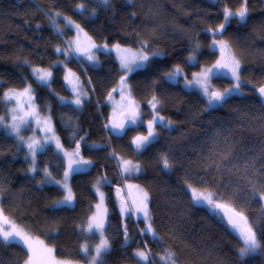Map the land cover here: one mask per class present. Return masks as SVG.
<instances>
[{
	"label": "trees",
	"instance_id": "16d2710c",
	"mask_svg": "<svg viewBox=\"0 0 264 264\" xmlns=\"http://www.w3.org/2000/svg\"><path fill=\"white\" fill-rule=\"evenodd\" d=\"M242 0H0V115L6 110V90L31 86L40 112L49 111L64 152L79 151V159L92 163L70 178L75 203L72 208L52 207L63 191L50 184L65 172V157L51 145L36 155V169L14 137L0 128V205L19 229L53 249L56 259L86 261L81 246L96 235L81 232L96 196L92 190L101 180L107 207L105 235L110 250L100 264H137L136 249H144L152 264H164L161 256L171 252L176 264H264V251L238 259L243 246L219 217L191 202L188 184L216 192L244 211L250 221L264 224L258 200H250L255 187H264V108L255 89L264 85V0H248L246 24L233 18L222 33L213 34L224 23L227 8L237 11ZM83 5L82 11L77 6ZM76 22L98 44H119L144 51L150 60L143 70L121 72L112 52L98 51L99 66L66 53L67 39L74 31L57 14ZM225 40L240 61L243 95L232 96L223 107L207 108L198 92L165 79L180 66L187 75L213 64L217 52L211 39ZM112 47V46H111ZM60 48L63 51L57 52ZM152 53L160 55L153 57ZM195 54L190 64L187 58ZM26 61V63H25ZM55 65V66H54ZM31 66L51 68L49 87L38 85ZM70 70L86 85L88 97L80 108L62 104L70 98L64 81ZM126 75L132 95L149 118V101L157 98V111L170 128L158 126L156 140L141 152L132 144L145 127H127L116 135L109 123L110 100L121 91ZM220 88L231 80L214 76ZM113 89H117L113 92ZM111 93V98H109ZM118 122V120L116 121ZM83 137V139H81ZM99 145L97 148H90ZM167 157L171 168H163ZM139 165L130 180L150 198L151 222L157 238L142 233L143 221L132 213L122 214L124 179L117 159ZM43 182V183H42ZM117 189H120L119 193ZM127 201V200H126ZM127 231V242L125 240ZM25 249L0 243V264H24Z\"/></svg>",
	"mask_w": 264,
	"mask_h": 264
},
{
	"label": "snow or ice",
	"instance_id": "6c2138e0",
	"mask_svg": "<svg viewBox=\"0 0 264 264\" xmlns=\"http://www.w3.org/2000/svg\"><path fill=\"white\" fill-rule=\"evenodd\" d=\"M104 4L108 3V0H102ZM79 8H83V5H79ZM59 15V13L57 14ZM249 16L248 11V0H242L241 7L237 11H230L229 9H225L223 13L224 23H221L215 29H208V31H212L213 34L222 33L225 30V26L233 19L238 17V23L246 24ZM72 21H69L71 24ZM77 29H79V25H75ZM217 45L223 50L226 48V44L224 41H213V44L210 47L215 48ZM144 45H141V48L138 52H133L131 49H121L119 44L113 46L112 49L108 48V45H91L89 48H84L83 51L76 49V53L84 56L90 63L95 65L97 63L95 57V51L103 50L112 51L116 50L119 52H126L129 55H121L120 58V68L126 73L130 74L133 72H137L143 70L147 67V64L150 60L149 55L144 51ZM57 52L63 51L60 48L56 49ZM159 53H152V56H158ZM189 62L195 61V56H189ZM26 63V61H25ZM241 64L238 59L230 58L227 62L223 59L217 60L216 63L211 68H205L200 73H194L192 80H187L185 78V87L192 88L195 87L199 89L201 94L207 99L208 108H217L223 107L225 103L228 102V99L232 96L243 95V84L245 83L241 78ZM32 75L37 81L38 85L49 87L50 81L52 79V73L50 71H45L43 69L33 68ZM74 74L68 70V74L64 76V81L68 84L72 85L71 91L75 94L76 98L72 101H66L63 97H60V101L62 104H73L77 109L80 108L82 104V96H86V93H83L78 90L76 87V82L71 79ZM183 76V71L178 66L173 69L171 72L166 73V77L169 81L178 83L179 80L177 77ZM213 76H229L232 81V86L229 88H224L223 91H219L213 88L210 84L211 78ZM126 75L121 77L120 84L123 86L126 82ZM113 92H116L117 89H113ZM259 97L262 101H264V86L258 87L256 89ZM31 87H26L23 93L20 95L29 94V98L31 100ZM6 101H10L15 99L14 95H9L8 93L4 94L3 97ZM109 98H111V93H109ZM157 98L153 96L152 101H149L152 109L157 108ZM19 104V101H17ZM31 107V104H29ZM262 107H264V103H262ZM21 109H13V112L16 113ZM31 115V113H29ZM5 117H0V125H3L4 128L10 129V134L14 133L19 136L20 133V125L27 124L28 120L25 119L24 116L14 114L12 116L13 123L3 124ZM19 121V123H16ZM144 122L140 119V113L138 108L134 107L133 110H130L126 113L125 120L122 123L111 124V131L116 135H123L126 132V129L129 125H137L143 124ZM160 126L164 128L171 127V121H166L164 117L160 116L158 111L155 112L153 118L147 122V135L136 136L132 144L135 145V151L141 152L148 148L150 144H152L156 138L158 133L155 131V127ZM107 128L108 125H105ZM50 132L51 129L49 128ZM23 140V137H20ZM83 139V137H81ZM50 141H45L48 143ZM57 151H62V146L57 141ZM77 146V152L74 153L75 156H79ZM99 145H92L90 148H97ZM28 152L33 157V165H34V157L37 151H41L44 148V143H41L38 140H32L30 138V142L27 144ZM65 156L68 153H64ZM27 158V157H26ZM92 162L89 160H73L70 161L67 167V170L64 172V182L61 184V181L55 180L52 178L51 173L45 170V176L47 177V181L49 183H54L57 185H61L65 191L66 195H64L62 200L54 201L53 208L61 207V206H71L73 202V194L71 189L68 187L67 180L69 176L73 173L83 172L86 170L87 165H90ZM163 168L168 170L171 168V164L169 163L167 157H162ZM121 168L125 174H131L133 172H139V165H133L131 161H121ZM31 172H36L37 169L35 166L29 169ZM43 183V182H42ZM99 183V182H98ZM187 188L191 190V202L196 206H204L207 207L209 212L220 218L221 221L226 223V227H229L234 233L238 234L240 239L243 242V246L239 247L238 259L243 260L249 255L256 254L259 251H264V224H260L257 220L250 221L249 218L244 214L242 209L236 208L232 201H225V198L219 196L216 192H200L198 189L194 188L192 184H188ZM120 189H117L119 193ZM97 192L100 195L101 203L96 205L98 212L94 214L88 222V226L84 231L88 233H100V242L96 245L94 252L95 255L89 257V264H100L101 257L110 250V245L107 239L103 236L104 223L103 219L99 215V209L102 206L104 194L99 192V188L97 187ZM250 200H258L259 202H264V187H261L257 190L255 187L249 193ZM149 197L147 193L143 194L142 199L139 202V205L135 207V211L142 215L143 221L145 222V228L140 229L142 233L151 232L153 236L155 233L152 229L151 223V213L148 208ZM261 213L264 214V203L260 204ZM106 211V209H105ZM122 214L131 215L133 209L126 208L123 205L120 209ZM127 231L125 229V240L127 242ZM0 243L4 245H20L23 249H25L26 260L24 264H66V262L56 261L54 262L51 259V255L53 249L48 248L44 245L43 241H39V247L35 246L31 237L28 236L23 230L18 229L17 226L9 220L8 216L4 215L3 209L0 208ZM81 251L85 254L86 257L89 256L90 248L87 244L81 246ZM134 255L138 258L137 264H152L151 256L146 251H137ZM161 261H164V264H176L174 259V254L171 252L166 253L165 256L160 257Z\"/></svg>",
	"mask_w": 264,
	"mask_h": 264
},
{
	"label": "rangeland",
	"instance_id": "374dc122",
	"mask_svg": "<svg viewBox=\"0 0 264 264\" xmlns=\"http://www.w3.org/2000/svg\"><path fill=\"white\" fill-rule=\"evenodd\" d=\"M79 5H81V4H79ZM78 6H77V11H79V12L82 11L83 8L81 9ZM57 17H59V18H61V19L64 20V26L65 27H68V28H70V29H72L74 31L73 36L70 37L69 39H67V42H66L67 43V51H66V53L72 54L76 58H82V59H84L87 62V64L90 65V66H92V67L99 66L98 51H95V57H96L97 63L95 65H93L84 56H81V55L77 54L76 53V49L79 47V49L81 51H83L84 48H89L93 44L94 45H97V46H102V45H105L107 43H100V44H98L80 26H79V29H77L75 27V25H78V24L76 22H74L72 19H70V18H68L66 16H62V15H57ZM69 21H72V23L69 24ZM214 40H216L218 42L219 41H224L225 44H226V48H224L222 50L219 47V45H217L215 48L210 47L213 44V41ZM107 45H108V48L109 49H112L113 46H114V45H109V44H107ZM121 49H131L133 52H138V50H134V49L129 48V47H123V48L121 47ZM209 49L211 51L217 52V59H216V61L223 59L225 62H227L230 58H235V56L233 55V53H232V51H231L228 43L225 40L221 39V38H215V37H213L211 39L210 43H209ZM101 51H104V52H112L114 54V58L116 59V61L118 63L119 68H120V58L119 57L121 55H125V56L129 55V53H126V52H119L118 53L116 50L106 51V50H103L101 48ZM189 56H195V54H190ZM187 61H188V59H187ZM195 61H196V56H195ZM216 61L213 64H211V65H207V66L201 67L199 70L193 72L190 75H187V73L180 66H178L183 71V76L177 77V79L179 80L178 83L183 88H185L186 90H194V91L198 92L199 95L204 98V100L206 102V106H207V99H206V97H204L201 94V92L199 91V89H197L195 87L186 88L185 87V78L187 80H189V81L192 80L194 73H200L205 68H211L216 63ZM194 62H189L188 61V63H190V64H194ZM176 67H174L173 69H175ZM33 68L43 69L45 71H50L51 72V68H49V67L31 66V74H32V69ZM120 70H121V68H120ZM171 71H169V72H171ZM66 72H67V70L65 71V73ZM121 72H123V71L121 70ZM67 74H68V72L66 73V75ZM123 74H125V73L123 72ZM64 76H65V74H64ZM213 77L211 78V81H210L211 86L213 88L219 90V91H223L224 88H220L217 85H215V83L213 82ZM220 77H225V78H228L230 80V77L229 76H220ZM71 79L76 82V87L78 88L79 91H81L83 93H86V96H82L81 99L82 100L86 99L88 97V91H87L86 85L83 84L82 80L80 78H78L77 76H75V75L73 77H71ZM165 79L167 81H169L167 79L166 75H165ZM169 82H172V81H169ZM65 83H66V86H67V88L69 89V91L71 93V96H70V98H64V99L66 101H72V100H74L76 98L75 94L71 91L72 85L71 84H68L67 82H65ZM172 83H175V82H172ZM29 86H27V87H29ZM231 86H232V81H231V85L230 86H227L225 88H229ZM23 91L24 90H15V89H9V90H6L5 91V93H8L9 95H14L15 96V99L10 100V101H6L4 99V101L6 102V104H5L6 110H5L4 114L0 115V117H5V119L3 121V124L10 125V124L13 123L12 116L14 114H17V115L24 116L25 119L28 120V123L27 124L20 125V133H19V136H17L14 133H11L10 134V129L4 128L3 125H0V128L6 134L14 137L15 140L17 141L19 147L24 148L26 150V152H27V158L31 161L30 168H32L33 166L36 167V155H37V153L43 151L49 145H51L57 151V147H56L57 141L59 142L60 145H61V143H60V140H59L58 135L55 132V129H54V126H53V122H52V118H51V115H50L49 111H47L45 113L40 112V110L38 109L37 104L35 102L34 95H33V91L30 94L31 95V100L29 98V94L20 95V93H23ZM60 97L61 96H59V98ZM17 101H19V104H17ZM150 101H152V100H150ZM29 104H31V107H29ZM157 105H158V103H157ZM134 107L138 108V111L140 113V119L144 122L143 123V126L145 127L144 134H140V135H137V136L147 135V122L153 118V115L155 114V112H157V108L154 110V109H152L151 105L148 104V109H149L150 115H149V118L148 119L143 120V114H142L141 105H140V103L136 99H134V97L132 95V92H131L130 85L127 82V80L125 82V85H123V86L121 85V91H120V93L117 96H114L110 100L108 127L111 128V124L116 123V121L118 119V116H121L122 114H124L121 117V121L123 122L125 120L126 113H128L130 110H133ZM207 108H208V106H207ZM13 109H21V110H19L18 112L14 113L13 112ZM29 113H31V115H29ZM16 123H19V121H16ZM139 125H141V124L129 125L128 127H137ZM157 127L158 126L155 127V131L156 132H157V129H156ZM49 128L51 129L50 132L48 131ZM20 137H23V140H21ZM30 138L32 140H38L41 143H44L43 150L37 151L36 154H35V157H34V165H33V162H32L33 161V157L28 152V148H27V144L30 142ZM45 141H50V142L45 143ZM134 148H135V145H134ZM59 153L62 154L65 157V164H66L65 171L67 170V167H68V164H69L70 161L78 160L79 159L77 156L74 155V153H75L74 151L64 152L63 151V148H62V151H59ZM64 153H68V155L65 156ZM124 160H127V159H123V158H118L117 159L118 164H119L118 166L120 168V173H121V175L123 176V179H124V191H125V194H126V195H124L125 201L121 205H123L126 208H132L133 209L132 214L143 221L142 215L139 214V213H137L135 211V207H137L139 205V202L142 199L143 194L144 193H147L148 194V192L143 187H141V186H139L137 184H134L130 180V178L132 177V175L134 176L137 172H133L131 174H125L122 171L121 161H124ZM127 161H130V160H127ZM132 164L133 165H137V164H135L133 162H132ZM85 167H86V170H87L88 169V165L85 166ZM29 173H34V172L29 171ZM71 176H72V174L69 176V178L67 180V184H68V187L71 189L72 194H73V197H74V193H73V190H72L71 184H70V178H71ZM55 180L61 181V184H63V182H64V174H63V177L61 179H55ZM98 182L95 183V185L92 188V190H93V192H94V194L96 196V201H95V203L92 206V210H91V213H90V215L88 217L87 222L81 227V232H83L85 234H94V235H96V240L95 241H86V242H84L82 244V245L87 244L89 246V248H90L89 256L86 257L85 254L81 251L82 254H83V256L86 259L85 262L84 261H72V260H63L62 261V259L61 260L56 259V257L54 256V254L52 252L51 259L54 262L61 261V262H66V264H89V257L95 255L94 249H95L96 245L99 244V242H100V233L99 232L88 233V232L84 231V229L87 228L89 219L94 214H96L98 212V209L96 208V205L99 204V203H101V198H100L99 193L97 192V187L99 188V192L100 193H103V190H102V187H101V180H99ZM50 184H53V185L58 186L63 191V197H64V195H66L65 189L61 185H57V184H54V183H50ZM199 191L200 192H207V191H203V190H199ZM188 192H189V194L191 196V190L188 189ZM63 197L60 200H62ZM148 197H149V194H148ZM149 202H150V198H149ZM149 202H148V208H149ZM74 203H75V197H74L73 202H72V205L70 207L69 206H61V207L72 208L74 206ZM0 208H1V205H0ZM205 208L207 209V207H205ZM105 209H106V211H105ZM99 215L103 219V223H104L103 236H104L105 239H107V237L105 235V227H106V222H107V207H106V204H105V196L103 198L102 206L99 209ZM143 228H145V222L144 221H143ZM152 229H153V232L155 233V236H153V234L151 232H149L147 234L151 238H157V233H156L153 225H152ZM31 239L34 242L35 246L39 247V243L38 242L41 241V240L40 239L38 240V239H36L34 237L33 238L31 237ZM48 248H51V247H48ZM138 250L139 251H146L144 249H136V250H134L133 251V256L136 259H138V258L134 255V253L137 252Z\"/></svg>",
	"mask_w": 264,
	"mask_h": 264
},
{
	"label": "water",
	"instance_id": "95a60500",
	"mask_svg": "<svg viewBox=\"0 0 264 264\" xmlns=\"http://www.w3.org/2000/svg\"><path fill=\"white\" fill-rule=\"evenodd\" d=\"M262 86H264V85H261V86H259V87H262ZM257 88H258V87H257ZM257 88H256V89H257ZM256 89H255V94H256V96L259 98L260 104L262 105V103H264V101L261 100V98L259 97L258 92L256 91ZM263 108H264V107H263ZM123 115H124V114H122L121 116H119V119H118L117 124L122 123V122H121V117H122Z\"/></svg>",
	"mask_w": 264,
	"mask_h": 264
},
{
	"label": "flooded vegetation",
	"instance_id": "af4514ba",
	"mask_svg": "<svg viewBox=\"0 0 264 264\" xmlns=\"http://www.w3.org/2000/svg\"><path fill=\"white\" fill-rule=\"evenodd\" d=\"M118 120V119H117Z\"/></svg>",
	"mask_w": 264,
	"mask_h": 264
}]
</instances>
